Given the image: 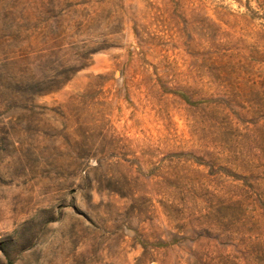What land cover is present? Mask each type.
<instances>
[{
  "label": "rangeland",
  "instance_id": "obj_1",
  "mask_svg": "<svg viewBox=\"0 0 264 264\" xmlns=\"http://www.w3.org/2000/svg\"><path fill=\"white\" fill-rule=\"evenodd\" d=\"M0 264H264V0H0Z\"/></svg>",
  "mask_w": 264,
  "mask_h": 264
}]
</instances>
